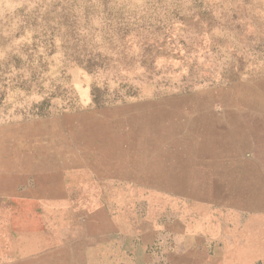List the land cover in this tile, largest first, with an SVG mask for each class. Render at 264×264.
Segmentation results:
<instances>
[{
	"label": "rangeland",
	"instance_id": "374dc122",
	"mask_svg": "<svg viewBox=\"0 0 264 264\" xmlns=\"http://www.w3.org/2000/svg\"><path fill=\"white\" fill-rule=\"evenodd\" d=\"M0 193L41 264H264V0H0Z\"/></svg>",
	"mask_w": 264,
	"mask_h": 264
},
{
	"label": "crops",
	"instance_id": "0c3cea01",
	"mask_svg": "<svg viewBox=\"0 0 264 264\" xmlns=\"http://www.w3.org/2000/svg\"><path fill=\"white\" fill-rule=\"evenodd\" d=\"M23 207V201L6 199L0 193V264L16 261L23 264L27 261L41 264L43 260H46L44 253L33 251L31 254L24 255L23 252H18L19 245H23L26 236Z\"/></svg>",
	"mask_w": 264,
	"mask_h": 264
}]
</instances>
